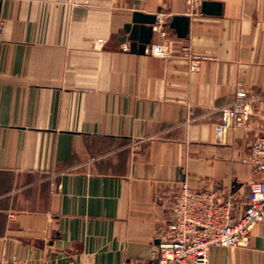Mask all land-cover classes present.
<instances>
[{
	"label": "crops",
	"instance_id": "0c3cea01",
	"mask_svg": "<svg viewBox=\"0 0 264 264\" xmlns=\"http://www.w3.org/2000/svg\"><path fill=\"white\" fill-rule=\"evenodd\" d=\"M215 1L0 0V264H150L182 181L245 205L259 121L216 126L238 87L264 94V0ZM134 10L188 33L131 52ZM207 264H264V223Z\"/></svg>",
	"mask_w": 264,
	"mask_h": 264
},
{
	"label": "built area",
	"instance_id": "2783aa9c",
	"mask_svg": "<svg viewBox=\"0 0 264 264\" xmlns=\"http://www.w3.org/2000/svg\"><path fill=\"white\" fill-rule=\"evenodd\" d=\"M185 1L190 9H196L202 0ZM156 16L153 29L161 41L147 45L144 52L164 57L171 42L167 22ZM252 117L259 121V128L244 160L258 178L249 185L245 205L232 195L219 200L214 191L192 189L182 181L171 204L172 217L166 228L157 232L150 264H207L209 247L247 246L252 228L264 223V94L238 87L232 100L222 107L216 129L237 128Z\"/></svg>",
	"mask_w": 264,
	"mask_h": 264
},
{
	"label": "water",
	"instance_id": "95a60500",
	"mask_svg": "<svg viewBox=\"0 0 264 264\" xmlns=\"http://www.w3.org/2000/svg\"><path fill=\"white\" fill-rule=\"evenodd\" d=\"M221 9L219 1L202 0L200 3V11L205 14L219 15ZM156 19V13L134 10L131 12L130 20L123 24V32L118 38L122 41H129V51L143 54L146 46L151 43ZM167 25L178 37H184L189 30V16L186 14L171 15L167 20Z\"/></svg>",
	"mask_w": 264,
	"mask_h": 264
}]
</instances>
